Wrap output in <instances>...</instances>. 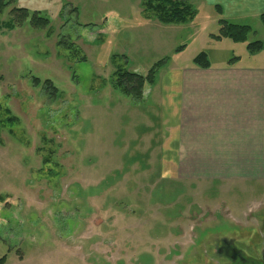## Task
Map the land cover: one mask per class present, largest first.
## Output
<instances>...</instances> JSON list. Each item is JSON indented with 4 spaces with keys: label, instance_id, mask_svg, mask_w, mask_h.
<instances>
[{
    "label": "rangeland",
    "instance_id": "obj_1",
    "mask_svg": "<svg viewBox=\"0 0 264 264\" xmlns=\"http://www.w3.org/2000/svg\"><path fill=\"white\" fill-rule=\"evenodd\" d=\"M3 1L0 121L15 119L0 126L5 264H177L198 217L264 216V182L165 176L164 161L148 151V121L156 120L148 98L136 102L110 84L116 69L145 75L163 59L170 66L200 52L213 64L244 56L246 43L209 37L220 27L203 0H188L196 15L181 25L145 20L141 0ZM15 8L38 12L48 26H11ZM259 27L248 43L264 44ZM63 39L85 61L71 59Z\"/></svg>",
    "mask_w": 264,
    "mask_h": 264
},
{
    "label": "crops",
    "instance_id": "obj_2",
    "mask_svg": "<svg viewBox=\"0 0 264 264\" xmlns=\"http://www.w3.org/2000/svg\"><path fill=\"white\" fill-rule=\"evenodd\" d=\"M203 3L214 10L217 22L222 18L260 28L264 0ZM215 7L220 8L219 14ZM263 54L264 44L254 55L245 47L244 56L233 57L231 63L233 58L213 64L207 55L208 68L191 61L159 69L144 95L156 113L146 134L152 135L148 151L164 161L165 176L207 183L264 182Z\"/></svg>",
    "mask_w": 264,
    "mask_h": 264
},
{
    "label": "trees",
    "instance_id": "obj_3",
    "mask_svg": "<svg viewBox=\"0 0 264 264\" xmlns=\"http://www.w3.org/2000/svg\"><path fill=\"white\" fill-rule=\"evenodd\" d=\"M7 6L3 0H0V14ZM141 6L144 13L145 20L155 19L159 23L164 25H181L192 22L196 11L188 0H141ZM217 13H220V8L215 7ZM34 29H43L48 26L49 20L40 16L38 12H30L26 8H15L10 11L9 24L13 27L21 26L26 23ZM259 21L264 27V14L259 16ZM219 31L217 35H210V38L216 41L222 39H228L234 43H246L248 35L252 32L251 27L247 25H238L230 23L224 19H218ZM59 46L64 49L73 59L77 62L85 61L84 58L79 56V51L68 40H60ZM263 44L261 41H255L247 43L246 50L249 55H254L261 52ZM235 58L229 62L234 61ZM167 59H163L153 65L145 75H139L136 73L128 72L124 69H116L110 78V84L115 91H118L125 97L131 98L132 100L139 102L143 100L144 95L148 88L153 86L155 83L156 74L164 67ZM192 63L194 66L199 68H208L210 66L209 59L206 53L200 52L193 59ZM37 78L32 79L34 85L39 84ZM44 90L47 92L49 97L56 95V88L51 84L50 81L44 82ZM15 122L14 118H9L0 121V126L5 125L11 127ZM5 256L0 258V264H5Z\"/></svg>",
    "mask_w": 264,
    "mask_h": 264
},
{
    "label": "flooded vegetation",
    "instance_id": "obj_4",
    "mask_svg": "<svg viewBox=\"0 0 264 264\" xmlns=\"http://www.w3.org/2000/svg\"><path fill=\"white\" fill-rule=\"evenodd\" d=\"M197 221L189 248L177 264H264V216L243 221L201 216ZM244 242L247 251L239 245Z\"/></svg>",
    "mask_w": 264,
    "mask_h": 264
}]
</instances>
